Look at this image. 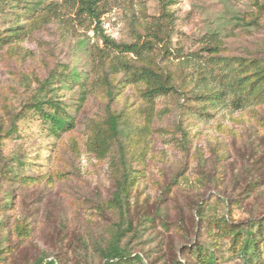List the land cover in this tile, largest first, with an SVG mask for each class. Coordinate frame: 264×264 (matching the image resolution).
<instances>
[{"label":"rangeland","instance_id":"obj_1","mask_svg":"<svg viewBox=\"0 0 264 264\" xmlns=\"http://www.w3.org/2000/svg\"><path fill=\"white\" fill-rule=\"evenodd\" d=\"M79 7L0 0V264H104L111 245L120 264H206L194 246L210 264H255L201 225L264 221V0H98L97 30ZM151 34L141 58L115 46ZM125 65L170 91L147 99ZM232 75L252 99L238 109ZM57 105L67 126L54 134L42 112Z\"/></svg>","mask_w":264,"mask_h":264},{"label":"trees","instance_id":"obj_2","mask_svg":"<svg viewBox=\"0 0 264 264\" xmlns=\"http://www.w3.org/2000/svg\"><path fill=\"white\" fill-rule=\"evenodd\" d=\"M71 0H64L65 3H70ZM98 0H79L80 7L79 10L85 11L90 22H95V30L99 29V13L97 8ZM162 14L165 15V11H162ZM154 33V32H153ZM153 35L152 38H147L142 42L130 43V44H115L111 38L106 35H103L99 38V41H103V43H114L116 47H120V51L128 52L133 54L137 58H141L147 54L152 53L155 50V38L158 35ZM211 48V46L207 47ZM211 62L220 63L222 66H228L230 60L222 59V58H211ZM211 65V64H210ZM125 71L127 74L135 79L137 78H146L149 80V86L145 89V97L147 99H151L152 97L160 96L167 94L171 87L168 86V82L163 75L154 72L151 68L143 66L140 69H135L132 66L125 65ZM239 83L236 75H232V79L230 82L231 86V105L233 108L238 109L246 104L250 103L252 99L248 95H237L234 87ZM224 91L217 90L210 95V98L214 101L218 100L223 96ZM37 107V103H35ZM39 109L41 107L39 106ZM59 108H55L52 112L43 111V116L45 120L50 123V131L51 133H58L60 130H64L66 128V119L58 113ZM107 134L110 137H115L117 135V118L112 115L109 117ZM119 158L123 162L122 171H121V179L118 182L117 189L114 193L113 199L114 202L120 206L124 207L127 201V193L128 188L126 183L129 179V169L125 162V155L122 150L119 151ZM123 209V208H122ZM212 221V220H211ZM213 225L208 224L207 222L204 225H201L202 232L205 230L213 232L216 235L217 243L220 244L222 241H228L230 247H234L238 253L242 254V258L247 260L249 263L255 260V264H264V221L258 220L252 224H246L238 227H231L225 224L227 219L222 217L220 221L213 220ZM220 231L221 233H216ZM216 243V242H215ZM195 250L196 259L206 262V264H210L214 261V254L208 248H203L202 246H194L192 248ZM192 252L191 249H189ZM105 262L104 264H120L122 261H126L129 259V255L124 253V250L118 249L115 245H111L107 252L105 253ZM34 264H57V262L53 259L43 258L41 261H38Z\"/></svg>","mask_w":264,"mask_h":264},{"label":"built area","instance_id":"obj_3","mask_svg":"<svg viewBox=\"0 0 264 264\" xmlns=\"http://www.w3.org/2000/svg\"><path fill=\"white\" fill-rule=\"evenodd\" d=\"M89 33H90L91 35H93V32H92L91 30L89 31Z\"/></svg>","mask_w":264,"mask_h":264}]
</instances>
